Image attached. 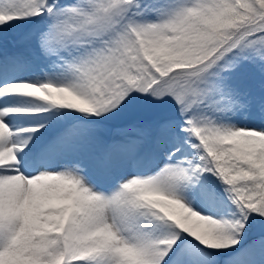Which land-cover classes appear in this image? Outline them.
<instances>
[{"label": "snow or ice", "instance_id": "1", "mask_svg": "<svg viewBox=\"0 0 264 264\" xmlns=\"http://www.w3.org/2000/svg\"><path fill=\"white\" fill-rule=\"evenodd\" d=\"M0 264H264V0H0Z\"/></svg>", "mask_w": 264, "mask_h": 264}]
</instances>
